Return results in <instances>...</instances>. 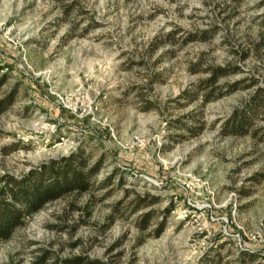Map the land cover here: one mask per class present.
Segmentation results:
<instances>
[{
  "label": "rangeland",
  "instance_id": "374dc122",
  "mask_svg": "<svg viewBox=\"0 0 264 264\" xmlns=\"http://www.w3.org/2000/svg\"><path fill=\"white\" fill-rule=\"evenodd\" d=\"M228 63L217 85L235 91L180 98ZM2 77L0 188L80 150L100 163L90 191L0 242V264H264V109L224 132L264 86V0H0Z\"/></svg>",
  "mask_w": 264,
  "mask_h": 264
},
{
  "label": "trees",
  "instance_id": "16d2710c",
  "mask_svg": "<svg viewBox=\"0 0 264 264\" xmlns=\"http://www.w3.org/2000/svg\"><path fill=\"white\" fill-rule=\"evenodd\" d=\"M229 1L238 5L243 0ZM172 37H174V33L167 36L169 40ZM210 37L211 30L203 29L199 33L189 32L185 40H207ZM156 42L157 40L152 41L153 44ZM155 46L157 45L155 44ZM207 70L209 71V77L200 81V90L195 91L188 88L180 94V98H185L190 102L202 94L203 98L209 101L223 94L233 92L238 88V83H230L226 85V90L222 91L220 88L223 86H218L217 82L221 76L233 73L239 70V67L228 63L221 66H210ZM4 80V77L0 78V88ZM256 81L254 80L253 82ZM246 85L249 86L250 83ZM11 98L12 95H9L0 99V113L7 109L11 103ZM263 109L264 86L257 89L250 101L233 112L224 124V132L232 136L248 134ZM262 133L264 134V129ZM263 134L262 136L264 137ZM99 163L92 165L90 154L80 150L59 160L52 159L22 178L11 175L6 176L0 188V242L11 239L17 229L23 227L29 218L43 210L48 204L90 191L95 185L93 178L98 172ZM143 201V199L138 201L140 202L138 207L143 205ZM147 217L148 215H146ZM146 221H148V218L143 220L142 223H146ZM246 254L250 261L255 260L257 257V254L254 253L248 252ZM54 264L93 263L78 257L62 260ZM208 264H217V262L213 260L212 263L209 261Z\"/></svg>",
  "mask_w": 264,
  "mask_h": 264
}]
</instances>
